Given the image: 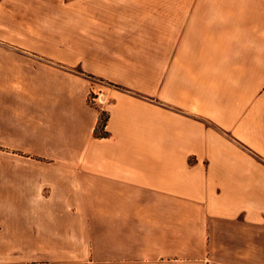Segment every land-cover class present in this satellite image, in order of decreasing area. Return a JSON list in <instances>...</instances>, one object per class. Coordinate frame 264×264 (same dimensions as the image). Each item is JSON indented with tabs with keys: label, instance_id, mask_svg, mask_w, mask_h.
Returning <instances> with one entry per match:
<instances>
[{
	"label": "crops",
	"instance_id": "obj_1",
	"mask_svg": "<svg viewBox=\"0 0 264 264\" xmlns=\"http://www.w3.org/2000/svg\"><path fill=\"white\" fill-rule=\"evenodd\" d=\"M0 264H264V0H0Z\"/></svg>",
	"mask_w": 264,
	"mask_h": 264
},
{
	"label": "trees",
	"instance_id": "obj_2",
	"mask_svg": "<svg viewBox=\"0 0 264 264\" xmlns=\"http://www.w3.org/2000/svg\"><path fill=\"white\" fill-rule=\"evenodd\" d=\"M107 121H108V113L106 111H102L101 117H100V121H99L98 126H97V129L103 135H105L107 133L106 130H105ZM96 133H97V131H96Z\"/></svg>",
	"mask_w": 264,
	"mask_h": 264
},
{
	"label": "rangeland",
	"instance_id": "obj_3",
	"mask_svg": "<svg viewBox=\"0 0 264 264\" xmlns=\"http://www.w3.org/2000/svg\"><path fill=\"white\" fill-rule=\"evenodd\" d=\"M95 81H97V82H101V83H102L104 80L101 79V78L96 77V78H95ZM91 95H92V96H98V95L96 94L95 91H92V92L90 93V97H89V98H90V102L93 103V104H96L99 100H98V99H97L96 101H95V100H92V99H91Z\"/></svg>",
	"mask_w": 264,
	"mask_h": 264
},
{
	"label": "built area",
	"instance_id": "obj_4",
	"mask_svg": "<svg viewBox=\"0 0 264 264\" xmlns=\"http://www.w3.org/2000/svg\"><path fill=\"white\" fill-rule=\"evenodd\" d=\"M96 94H97V93H96ZM97 98H98V96H92V95H91V99H92V100H95V101H96Z\"/></svg>",
	"mask_w": 264,
	"mask_h": 264
}]
</instances>
